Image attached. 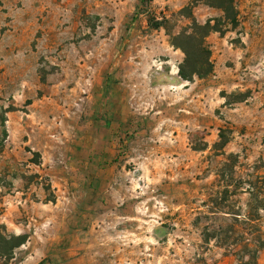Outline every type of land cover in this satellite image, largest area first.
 Instances as JSON below:
<instances>
[{
  "label": "rangeland",
  "instance_id": "1",
  "mask_svg": "<svg viewBox=\"0 0 264 264\" xmlns=\"http://www.w3.org/2000/svg\"><path fill=\"white\" fill-rule=\"evenodd\" d=\"M208 3L0 0V235L28 238L0 264L255 263L264 0H234L236 25ZM188 5L218 29L193 80L148 23L193 32Z\"/></svg>",
  "mask_w": 264,
  "mask_h": 264
},
{
  "label": "trees",
  "instance_id": "2",
  "mask_svg": "<svg viewBox=\"0 0 264 264\" xmlns=\"http://www.w3.org/2000/svg\"><path fill=\"white\" fill-rule=\"evenodd\" d=\"M208 2L211 6H217L225 12V16L230 21L231 25L237 24L238 18L235 12L234 0H218L216 3H214L213 0H208ZM179 14L192 21V25L188 28H192L193 32L183 30L177 35L173 34L171 30L172 18L164 14L161 18L149 15V26L156 30L164 29L171 38V44L181 49L184 53V59L182 63H180L178 72L182 79L193 80L195 77H208L214 72V64L212 61V51L206 43V37L211 31H217L218 29L211 24L212 19H209L205 24H199L194 16L192 5L185 6L181 9ZM256 219L260 220V217L258 216ZM0 240L5 244V246L0 249H6L9 252L24 245L28 238L26 235L5 236L2 234L0 235ZM253 240V245L246 244L245 247L247 250L253 251V258L255 259L254 264H259L258 254L264 249L263 231ZM237 256L242 258L240 254Z\"/></svg>",
  "mask_w": 264,
  "mask_h": 264
}]
</instances>
